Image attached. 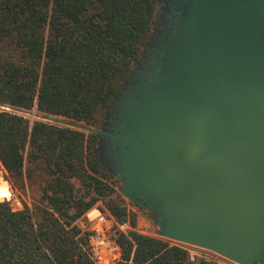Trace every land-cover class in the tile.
Wrapping results in <instances>:
<instances>
[{"label": "water", "instance_id": "1", "mask_svg": "<svg viewBox=\"0 0 264 264\" xmlns=\"http://www.w3.org/2000/svg\"><path fill=\"white\" fill-rule=\"evenodd\" d=\"M102 127L117 190L169 240L264 264V0H164Z\"/></svg>", "mask_w": 264, "mask_h": 264}, {"label": "trees", "instance_id": "2", "mask_svg": "<svg viewBox=\"0 0 264 264\" xmlns=\"http://www.w3.org/2000/svg\"><path fill=\"white\" fill-rule=\"evenodd\" d=\"M163 1L0 0V103L102 127L153 36ZM100 141L94 132L0 110V165L41 188L33 208L0 201V264H96L78 220L100 201L132 227L117 236L124 260L218 264L136 229L141 210L118 192L119 181L99 159ZM5 188L10 198L9 183Z\"/></svg>", "mask_w": 264, "mask_h": 264}, {"label": "rangeland", "instance_id": "3", "mask_svg": "<svg viewBox=\"0 0 264 264\" xmlns=\"http://www.w3.org/2000/svg\"><path fill=\"white\" fill-rule=\"evenodd\" d=\"M0 110H7L22 115L25 118H27L31 123L35 120H38V118L33 115L35 112H38V109L36 107H33L31 109H26L22 107H16V106L0 103ZM8 183L10 185V189L12 192V196L10 198H7V191L5 188V184ZM0 190H2L4 197V198L0 197V201H9L11 206L15 210L23 209L26 205L29 206L30 208H33L41 197V188L38 182L29 184L25 180L23 183H21L20 181L11 178V176L9 175L7 169L4 167L3 164L0 165ZM127 202L129 203L128 200ZM94 207H97L103 212H106L103 201L98 202ZM129 207L133 208L134 210L138 209L132 204H129ZM136 229L140 232L149 235L159 236L158 229L154 227L152 221L147 216H145L142 211L139 212L138 224ZM171 241L172 243H177V241H173V240ZM182 244L189 250L191 258L193 260L202 258L209 262L218 263V264H236L233 261L225 258L224 256L212 250L185 244V243Z\"/></svg>", "mask_w": 264, "mask_h": 264}, {"label": "built area", "instance_id": "4", "mask_svg": "<svg viewBox=\"0 0 264 264\" xmlns=\"http://www.w3.org/2000/svg\"><path fill=\"white\" fill-rule=\"evenodd\" d=\"M78 224L87 235L88 253L96 264H133L123 259L117 241L119 233L132 229L129 222H118L110 213L93 207L78 220Z\"/></svg>", "mask_w": 264, "mask_h": 264}]
</instances>
